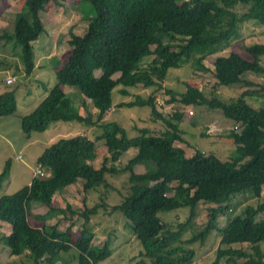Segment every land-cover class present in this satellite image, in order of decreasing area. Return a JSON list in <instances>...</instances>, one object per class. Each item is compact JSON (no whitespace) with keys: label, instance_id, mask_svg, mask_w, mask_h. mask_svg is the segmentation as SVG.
Returning a JSON list of instances; mask_svg holds the SVG:
<instances>
[{"label":"trees","instance_id":"16d2710c","mask_svg":"<svg viewBox=\"0 0 264 264\" xmlns=\"http://www.w3.org/2000/svg\"><path fill=\"white\" fill-rule=\"evenodd\" d=\"M51 2L57 4L58 0H25L20 11L13 15L12 31L5 30L0 35V40L19 49L27 76L35 69L33 43L46 31L42 14ZM85 3L88 10L83 9ZM79 7L87 21L85 33L77 35L72 29L69 31L71 54L56 72L57 84L32 113L21 118V127L30 136L58 122H77L98 126L102 133L96 139L86 135L59 139L37 159V168L46 177L36 175L30 185L0 197V222L12 227L11 233L3 238L10 253L31 264H67L62 254L76 248L78 264H97L111 256L110 237L99 247L92 244L95 235L91 219L103 208L121 212L130 222L134 237L143 246L137 264H196V245H204L215 231L220 234V242L213 264H264V219L258 220V216L264 215V202L248 207L224 229L217 228L219 217L231 211L232 197L259 193L264 187V144H261L264 106L255 108L248 103V98H264V86L244 90L227 101L217 94L221 87L253 86L244 79L248 73L264 75L261 64L264 44L245 48L252 61L237 53L216 57L213 69L216 83L211 97L191 85L183 93L164 90L170 96V104L210 113L219 110L238 124L242 129L232 134L238 159L223 161L198 147L188 156L176 146L183 137L173 120L180 121L181 117L170 118L159 112L153 94L164 89L162 83L172 69L189 65L197 72H209L204 61L239 39L241 26L264 25V0H82ZM240 7L245 10L239 12ZM149 57H153L152 61L144 65ZM97 71L101 72L99 76ZM116 75L119 76L115 78ZM65 86L75 88L93 103L99 111L96 121L85 102L82 107L87 116L79 113L64 91ZM140 86L154 89L153 93L146 97L131 92ZM116 88L123 97L134 98L120 103V107H149L152 120L164 123L166 130L158 133L138 129L137 137H129L117 123L99 124L113 107ZM16 111V91L0 94V118ZM100 140L105 142L109 157L96 168L92 161ZM131 149H136L137 154L119 170L116 163ZM138 165L145 166L146 172L136 173ZM121 172L129 174L127 196L111 209L105 202L91 208L85 205L81 212L72 210L70 205L66 210L52 205L55 194L63 188L81 182L88 193L106 186L107 175ZM9 175L8 162L0 174V190ZM33 202H41L48 212L34 214ZM200 203L214 206L207 211L206 226L193 232ZM183 209L189 212L176 223L163 222L159 217L161 212ZM58 213L64 216L70 213L72 221L77 216L83 220L78 239L72 234L74 222L64 232L56 225L36 227L30 222L32 217L45 222Z\"/></svg>","mask_w":264,"mask_h":264},{"label":"rangeland","instance_id":"374dc122","mask_svg":"<svg viewBox=\"0 0 264 264\" xmlns=\"http://www.w3.org/2000/svg\"><path fill=\"white\" fill-rule=\"evenodd\" d=\"M24 1L0 0V35L5 30L12 31L14 25L13 15L20 11ZM80 1L82 0H58L57 4L51 2L47 6L42 14L46 31L33 43L35 69L31 75L27 76L24 73L19 49H15L13 43L7 44L0 40V62L3 63L0 68V94L16 91L17 101V111L13 115L0 119V174L5 170L8 162L10 163V175L2 185L0 197L12 195L30 185L33 177L38 175V157L59 139L76 135H87L91 139H96L102 133V129L98 126L88 127L77 122H58L46 131L34 132L30 136L26 135L21 127V118L32 113L45 99L51 88L57 84L56 72L67 62L71 54L69 31L72 29L77 35L85 33L87 21L79 11ZM86 7L89 8L87 3L84 4L83 9L88 10ZM244 10L245 7L238 9L239 12ZM239 34V39L204 61L205 65L210 68L209 72H197L187 65L170 70L166 81L162 83L164 89L158 92L153 93L154 89H144L141 86L131 90L133 94H142L146 97L153 93L156 97L159 112L170 118L174 116L181 117L180 121L173 120V123L179 126L183 137V140L177 142L176 146L183 148L188 156L193 155L195 148L198 147L203 152L214 154L223 161L239 158L232 136L234 131L238 132L242 129L238 124L226 118L223 112L219 110L210 114L208 111L185 107L179 103L170 104V96L164 91L170 89L175 92H185L186 86L191 85L202 89L208 97H211V92L214 90L213 86L216 83L213 72L215 58L237 53L252 61V57L246 52L245 48L258 43L264 44V25L259 23L245 24L240 27ZM152 58L145 59L143 64H149ZM261 64L264 66V58H262ZM100 73V71H97L96 75L99 76ZM118 76L116 75L115 78ZM244 79L254 85L249 87H221L218 89V96L227 101L239 96L244 90L259 89L260 86H264V75L248 73L244 76ZM118 89L116 88L113 92L112 109L105 114L103 121L99 124L117 123L126 130L129 137H137L139 135L138 129L148 128L158 133L166 130L164 123L152 120L149 107H120V103L131 101L134 98L133 96L123 97L118 93ZM64 91L73 100L82 116H87L85 108L82 107V103L85 102L94 116V121H96L99 111L90 100L85 99L73 87L65 86ZM248 103L255 108H259L264 106V98H248ZM261 144H264V141ZM136 152V149H131L124 153L116 163V167L119 170L124 169ZM95 153L96 158L92 161V164L94 167L99 168L104 159L109 157L103 140L96 143ZM109 164H111V161ZM148 167L150 166L148 165ZM151 167L153 170V163ZM134 170L138 174L145 173V166L138 165ZM106 182V186L103 185L88 193L84 192L81 182L63 188L55 194L52 205L64 210H66L67 205H70L72 210L81 212L84 210L85 205L91 208L96 204L105 202L111 209L112 206L120 204L127 196L129 174L121 172L116 175H107ZM262 202H264V187L259 193L249 192L232 197L229 203L231 211L228 215L219 217L217 228L224 229L231 219L241 216L248 207H257ZM213 206V204H199L195 216L196 226L192 230L193 232H198L206 226L208 221L207 211ZM32 211L34 214L43 215L48 212V208L41 202H33ZM188 212L187 209L161 212L159 217L163 222L176 223L179 217H186ZM65 216L58 213L45 222L32 217L30 222L36 227L56 225L58 230L62 232L66 231L71 222H74L75 226L72 229V234L74 239H78L82 231L83 220L77 216L72 221L70 213ZM263 219L264 215L258 216V220ZM90 226L95 235L93 246L99 247L109 237L112 243L110 246L111 256L97 264H137L141 260L140 253L143 251V246L134 237L130 229V222L121 212H110L101 208L92 217ZM11 229L10 224L0 222V264H31L25 258L13 256L10 253V249L3 238L11 233ZM219 242L220 234L215 231L204 245L197 244L198 260L196 264H213ZM78 256L79 252L76 248L62 254L63 261H67V264H78Z\"/></svg>","mask_w":264,"mask_h":264},{"label":"built area","instance_id":"2783aa9c","mask_svg":"<svg viewBox=\"0 0 264 264\" xmlns=\"http://www.w3.org/2000/svg\"><path fill=\"white\" fill-rule=\"evenodd\" d=\"M192 114V113H191ZM37 173H38V175L39 176H41V177H46L47 176V174L45 173V172H43V171H41V170H37Z\"/></svg>","mask_w":264,"mask_h":264},{"label":"crops","instance_id":"0c3cea01","mask_svg":"<svg viewBox=\"0 0 264 264\" xmlns=\"http://www.w3.org/2000/svg\"><path fill=\"white\" fill-rule=\"evenodd\" d=\"M180 92V91H179ZM180 93H183V92H180ZM211 114V113H210ZM0 119H2V118H0ZM135 130H137V129H135ZM153 131V130H152ZM87 136V135H86ZM89 137V136H88ZM107 153H108V151H107ZM137 154V152L135 153V155ZM109 155V154H108ZM145 172H146V170H145Z\"/></svg>","mask_w":264,"mask_h":264}]
</instances>
